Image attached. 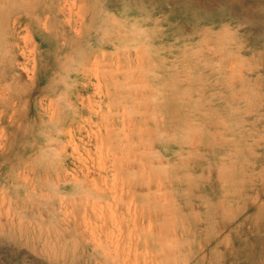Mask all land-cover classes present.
<instances>
[{
  "label": "rangeland",
  "instance_id": "374dc122",
  "mask_svg": "<svg viewBox=\"0 0 264 264\" xmlns=\"http://www.w3.org/2000/svg\"><path fill=\"white\" fill-rule=\"evenodd\" d=\"M0 230V264H264V0H0Z\"/></svg>",
  "mask_w": 264,
  "mask_h": 264
},
{
  "label": "bare ground",
  "instance_id": "6f19581e",
  "mask_svg": "<svg viewBox=\"0 0 264 264\" xmlns=\"http://www.w3.org/2000/svg\"><path fill=\"white\" fill-rule=\"evenodd\" d=\"M146 132V131H145ZM118 170H116V172H117ZM119 171H121L120 169H119ZM124 171H125V169L123 170V172L121 171L120 173H124ZM128 173V171H125V173ZM105 196V195H104ZM113 198V197H112ZM8 212V211H7ZM17 216V215H16ZM8 226H9V224H8ZM9 230V229H8ZM1 231V230H0ZM8 233V232H7ZM11 235V234H10ZM20 236V235H19ZM11 237V236H10Z\"/></svg>",
  "mask_w": 264,
  "mask_h": 264
}]
</instances>
